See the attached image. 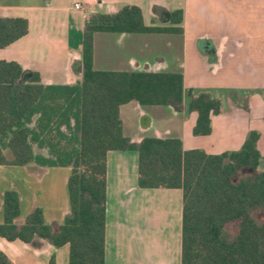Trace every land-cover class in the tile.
I'll return each mask as SVG.
<instances>
[{
  "label": "trees",
  "instance_id": "1",
  "mask_svg": "<svg viewBox=\"0 0 264 264\" xmlns=\"http://www.w3.org/2000/svg\"><path fill=\"white\" fill-rule=\"evenodd\" d=\"M170 18L179 25L181 11ZM27 32L25 19L0 18V50ZM181 32L145 26L136 6L113 15H92L82 37V81L71 87H44L36 73L27 74V83H21L20 66L0 61V166L70 169L69 212L62 224L47 225L43 211L35 208L16 226L19 196L7 191L2 196L1 238L29 245L39 239L56 248L67 245L68 264H104L106 155L135 151L138 188L182 190L181 264H264L259 133L250 132L239 151L219 155L184 151L178 139L131 143L122 133V105L185 107L196 115L193 136H209L210 117L220 113V102L206 91L184 90L180 74L93 69L94 33ZM230 224L236 226L233 236L226 231ZM0 264L12 263L0 252Z\"/></svg>",
  "mask_w": 264,
  "mask_h": 264
},
{
  "label": "crops",
  "instance_id": "2",
  "mask_svg": "<svg viewBox=\"0 0 264 264\" xmlns=\"http://www.w3.org/2000/svg\"><path fill=\"white\" fill-rule=\"evenodd\" d=\"M75 4L81 9L75 10ZM125 6L138 7L145 26L182 32L94 33L93 69L180 74L184 90L212 91L220 102V113L210 117L212 133L199 138L192 134L196 115L185 107H143L130 102L119 108L123 136L135 144L146 138L178 139L184 151L200 150L199 140L210 139L202 151L219 155L239 151L255 131L264 157V0H0V18L28 22L27 34L0 50V61L20 66L21 83H27V74L36 73L44 87L77 86L82 81L86 22L92 15H113ZM176 11L182 13L179 25L160 20ZM166 38L179 39L177 56L148 48V41ZM206 47H212V53H207L211 63L203 53ZM240 100H246L247 111L240 107ZM137 164L135 151L106 155L104 264H181L182 190L138 188ZM54 169L69 168L0 166V224L2 196L7 191L19 196L16 226L35 208L43 211L47 225L62 224L69 210L64 204L56 218L40 190ZM0 252L12 264H68L69 247L56 248L39 239L29 245L0 237Z\"/></svg>",
  "mask_w": 264,
  "mask_h": 264
},
{
  "label": "rangeland",
  "instance_id": "3",
  "mask_svg": "<svg viewBox=\"0 0 264 264\" xmlns=\"http://www.w3.org/2000/svg\"><path fill=\"white\" fill-rule=\"evenodd\" d=\"M168 37V36H167ZM149 49H157L163 55L167 56H177L176 54L179 52L178 44L179 39L166 38L161 41L150 40L148 41ZM148 49V50H149ZM210 98L214 99L215 95L212 91H206ZM229 101V102H228ZM226 100L228 103H233L232 100ZM246 100H240L242 109L247 111ZM199 137V136H198ZM200 138V137H199ZM212 139V138H211ZM210 139H200L199 144L200 150H204V143L208 142ZM211 141V140H210ZM207 144V143H206ZM205 151V150H204ZM262 166L259 167V170H264V157ZM70 174V169H54L51 174L47 177L43 184L40 186L41 192L44 191L45 199L47 204L51 205V210L53 211V215L56 218H60V214L65 207L69 210V201H68V193H67V178ZM0 179H3L0 177ZM43 196V195H42ZM226 231L230 236H233L236 233V226L234 224H230L226 227Z\"/></svg>",
  "mask_w": 264,
  "mask_h": 264
},
{
  "label": "flooded vegetation",
  "instance_id": "4",
  "mask_svg": "<svg viewBox=\"0 0 264 264\" xmlns=\"http://www.w3.org/2000/svg\"><path fill=\"white\" fill-rule=\"evenodd\" d=\"M170 15H165L164 14L163 16H161L160 20L161 21H166L167 20V21L170 22L171 21ZM203 53H204V56L208 59V61H210V63H211L212 56L209 55V54L207 55V53H212V47L211 48L210 47H206V49H203Z\"/></svg>",
  "mask_w": 264,
  "mask_h": 264
},
{
  "label": "built area",
  "instance_id": "5",
  "mask_svg": "<svg viewBox=\"0 0 264 264\" xmlns=\"http://www.w3.org/2000/svg\"><path fill=\"white\" fill-rule=\"evenodd\" d=\"M74 9L75 10H80L81 9V5L80 4H75L74 5Z\"/></svg>",
  "mask_w": 264,
  "mask_h": 264
},
{
  "label": "water",
  "instance_id": "6",
  "mask_svg": "<svg viewBox=\"0 0 264 264\" xmlns=\"http://www.w3.org/2000/svg\"><path fill=\"white\" fill-rule=\"evenodd\" d=\"M144 73H150V72H144ZM24 79V72H22L21 78H20V82H22Z\"/></svg>",
  "mask_w": 264,
  "mask_h": 264
}]
</instances>
